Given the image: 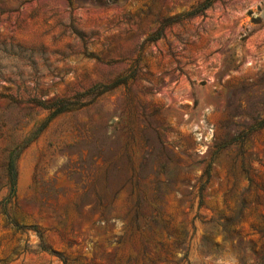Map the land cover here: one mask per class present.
<instances>
[{"label": "rangeland", "instance_id": "obj_1", "mask_svg": "<svg viewBox=\"0 0 264 264\" xmlns=\"http://www.w3.org/2000/svg\"><path fill=\"white\" fill-rule=\"evenodd\" d=\"M200 1L0 0V264H264V0Z\"/></svg>", "mask_w": 264, "mask_h": 264}, {"label": "trees", "instance_id": "obj_2", "mask_svg": "<svg viewBox=\"0 0 264 264\" xmlns=\"http://www.w3.org/2000/svg\"><path fill=\"white\" fill-rule=\"evenodd\" d=\"M213 1L214 0H202V1L198 2L196 5L191 7V9L186 13V15L194 16V15L202 14L205 9H207L208 7L211 6ZM161 34H162L161 29H158L155 32V34L152 36V38H153L152 40L158 39L161 36ZM120 82H125V81L114 82L113 86H116L117 84H120ZM57 101L60 102V103L67 102V100H65V99H61V100H57ZM41 106H44L45 108L50 107V105H47V104H41ZM64 110H65V105L61 104V107L56 109V112L58 113V112H61V111H64ZM205 172H206V175L208 177L209 176V164L206 166Z\"/></svg>", "mask_w": 264, "mask_h": 264}]
</instances>
